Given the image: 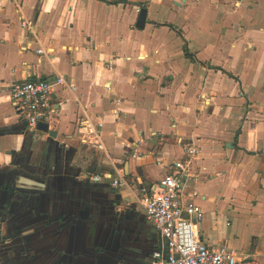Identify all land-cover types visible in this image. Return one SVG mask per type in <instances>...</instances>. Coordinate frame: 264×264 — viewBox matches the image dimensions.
<instances>
[{"label":"crops","instance_id":"1","mask_svg":"<svg viewBox=\"0 0 264 264\" xmlns=\"http://www.w3.org/2000/svg\"><path fill=\"white\" fill-rule=\"evenodd\" d=\"M56 76V137L23 132L10 85ZM84 119L102 123L106 152L79 143ZM187 144L201 240L264 264V0H0V264H151L137 192ZM115 159L131 189L113 194L88 176Z\"/></svg>","mask_w":264,"mask_h":264},{"label":"built area","instance_id":"2","mask_svg":"<svg viewBox=\"0 0 264 264\" xmlns=\"http://www.w3.org/2000/svg\"><path fill=\"white\" fill-rule=\"evenodd\" d=\"M21 27L31 31L26 19ZM62 76L26 80L10 85L11 105L31 130L38 123H50L57 110L51 101L57 86H66ZM102 123L84 119L80 122L78 140L90 149L106 152L101 134ZM138 145L133 150L136 156ZM184 159L168 165L167 173L154 188L138 190L137 199L145 218L159 234L162 244L154 251L151 264H262L258 260L228 248L225 245L209 247L199 236L203 220L201 209L192 200L196 196L197 177L191 172V162L199 155L194 145H183ZM110 159V157H109ZM111 161V169L88 176L93 183L110 181L115 189H131L121 161ZM0 224V234H1Z\"/></svg>","mask_w":264,"mask_h":264},{"label":"water","instance_id":"3","mask_svg":"<svg viewBox=\"0 0 264 264\" xmlns=\"http://www.w3.org/2000/svg\"><path fill=\"white\" fill-rule=\"evenodd\" d=\"M146 13H147L146 9L138 8V16H137L136 23H135V27L137 29H143V27L145 25V21H146ZM26 129H27V123H26V121H24V130H22V131L24 132ZM30 134L33 136L36 134V136H38V137H42V135H46L49 138H55L56 137L55 131L48 129V124L44 123V122L38 123L35 126V128L30 131ZM106 187L110 188L112 190L113 194L116 193L117 189L111 188V182L110 181L107 183ZM120 224L115 223L113 225L114 226L113 231L116 230L118 233H121L123 230H125L124 227H122V225H120ZM110 228L112 229V226H110ZM152 243L157 244L158 248L162 244L161 238H160L158 233L152 237ZM156 250H154V251H156ZM154 251H153V253H154ZM153 253H152V256H153Z\"/></svg>","mask_w":264,"mask_h":264},{"label":"rangeland","instance_id":"4","mask_svg":"<svg viewBox=\"0 0 264 264\" xmlns=\"http://www.w3.org/2000/svg\"><path fill=\"white\" fill-rule=\"evenodd\" d=\"M231 224V228L237 229L234 231V239H236V243L241 248H247L252 243V228L253 225L250 221L246 219L244 216H239L238 218H230L229 220Z\"/></svg>","mask_w":264,"mask_h":264},{"label":"flooded vegetation","instance_id":"5","mask_svg":"<svg viewBox=\"0 0 264 264\" xmlns=\"http://www.w3.org/2000/svg\"><path fill=\"white\" fill-rule=\"evenodd\" d=\"M129 216H130L129 214H126V217L125 218L126 219H129ZM88 245H89V248H95V243H94V241L92 239H89Z\"/></svg>","mask_w":264,"mask_h":264}]
</instances>
